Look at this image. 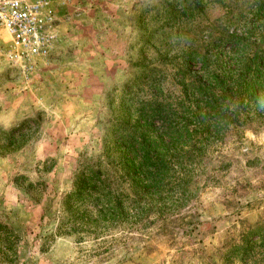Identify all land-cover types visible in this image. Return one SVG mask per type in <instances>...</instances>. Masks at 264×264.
I'll list each match as a JSON object with an SVG mask.
<instances>
[{
  "label": "rangeland",
  "instance_id": "374dc122",
  "mask_svg": "<svg viewBox=\"0 0 264 264\" xmlns=\"http://www.w3.org/2000/svg\"><path fill=\"white\" fill-rule=\"evenodd\" d=\"M59 9L32 67L0 28V264H264V0Z\"/></svg>",
  "mask_w": 264,
  "mask_h": 264
},
{
  "label": "built area",
  "instance_id": "2783aa9c",
  "mask_svg": "<svg viewBox=\"0 0 264 264\" xmlns=\"http://www.w3.org/2000/svg\"><path fill=\"white\" fill-rule=\"evenodd\" d=\"M75 0H0V28L12 38L11 57L33 66L56 47L59 7Z\"/></svg>",
  "mask_w": 264,
  "mask_h": 264
},
{
  "label": "trees",
  "instance_id": "16d2710c",
  "mask_svg": "<svg viewBox=\"0 0 264 264\" xmlns=\"http://www.w3.org/2000/svg\"><path fill=\"white\" fill-rule=\"evenodd\" d=\"M91 172L93 173V176H90V173L88 175L84 173L79 176L77 181L78 192L73 193L72 196L77 197L79 199H84L83 194L84 193L86 194V190L88 186H90V191L92 190V188L101 189L102 188L101 184L104 186L99 171L91 169ZM90 179H91V183H89ZM80 182L82 185H80ZM13 237H14V231L8 225H5L0 222V252L1 253H6L5 250H9L13 248V244L15 241V240L13 241Z\"/></svg>",
  "mask_w": 264,
  "mask_h": 264
}]
</instances>
